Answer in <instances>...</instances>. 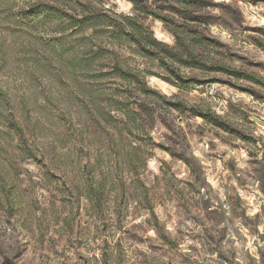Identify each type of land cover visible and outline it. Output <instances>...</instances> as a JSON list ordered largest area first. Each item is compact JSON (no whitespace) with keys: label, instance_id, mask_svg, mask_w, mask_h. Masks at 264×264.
<instances>
[{"label":"rangeland","instance_id":"rangeland-1","mask_svg":"<svg viewBox=\"0 0 264 264\" xmlns=\"http://www.w3.org/2000/svg\"><path fill=\"white\" fill-rule=\"evenodd\" d=\"M263 128L264 0H0V264H264Z\"/></svg>","mask_w":264,"mask_h":264},{"label":"trees","instance_id":"trees-1","mask_svg":"<svg viewBox=\"0 0 264 264\" xmlns=\"http://www.w3.org/2000/svg\"><path fill=\"white\" fill-rule=\"evenodd\" d=\"M171 58L174 59L175 61L178 60L176 54H173V56H171ZM211 69H212V71H222L219 69H223V68L213 67ZM22 135L26 139V134H25L24 130L22 131Z\"/></svg>","mask_w":264,"mask_h":264},{"label":"built area","instance_id":"built-area-1","mask_svg":"<svg viewBox=\"0 0 264 264\" xmlns=\"http://www.w3.org/2000/svg\"><path fill=\"white\" fill-rule=\"evenodd\" d=\"M263 130H264V128H263Z\"/></svg>","mask_w":264,"mask_h":264}]
</instances>
